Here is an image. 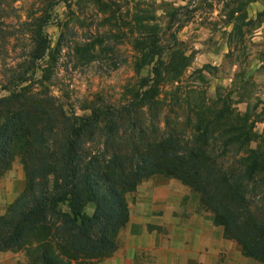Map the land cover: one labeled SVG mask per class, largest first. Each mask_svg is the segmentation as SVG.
Listing matches in <instances>:
<instances>
[{"label": "trees", "instance_id": "obj_1", "mask_svg": "<svg viewBox=\"0 0 264 264\" xmlns=\"http://www.w3.org/2000/svg\"><path fill=\"white\" fill-rule=\"evenodd\" d=\"M7 1L0 0V11ZM89 1L105 11L101 0ZM59 3L70 7L72 0H46L37 16L22 23L28 44L20 70L4 86L12 93L0 98V176L21 141L25 171L24 190L0 216V252L33 245L32 264L108 256L128 222L126 194L164 175L198 194L224 238L244 257L264 264V129L253 130L260 114L253 118L250 109L234 114L225 98L210 107L181 97L178 84L191 59L180 47L177 28L164 42L167 30L152 10L131 21L136 79L124 101L88 102L77 108L89 110L82 116L73 107L66 110L50 91L62 52L69 49L87 64L105 60L116 52L109 40L118 36L110 30L76 41L74 23L82 22L72 12L69 22H57L60 32L53 42L46 28L57 20L53 10ZM7 36L0 22V49ZM109 65L118 67L114 58ZM38 72L42 76L35 80ZM167 88L173 90L165 102ZM89 205L92 215L86 213Z\"/></svg>", "mask_w": 264, "mask_h": 264}, {"label": "rangeland", "instance_id": "obj_2", "mask_svg": "<svg viewBox=\"0 0 264 264\" xmlns=\"http://www.w3.org/2000/svg\"><path fill=\"white\" fill-rule=\"evenodd\" d=\"M101 1L106 6L105 11L101 13L89 0H72L70 7L59 3L53 10V16H57V20L52 19L46 28L47 34L54 42L60 32L57 22H69V19L74 17L72 12H75V17L82 22L74 23L76 41L88 42L91 37L110 30L118 36L109 40V44L114 46L113 50L116 52L105 60L97 58L87 64L79 60L69 49L62 52L55 69L56 75L50 83L52 84L50 91L59 98L66 110H69L68 106L73 107L76 109L75 113L82 116L88 115L89 110L77 108L88 102L118 104L124 101L136 79L131 69L130 58L131 21L136 13L152 10L158 17L159 24L167 30L164 42L166 43L170 32L177 28L176 37L180 47L191 59L190 67L178 84V94L181 97H190V100H201L210 107H214L219 100L225 98L231 102L234 114L243 115L250 109L253 118L260 114L259 122L253 124V130L256 134L262 133L264 0ZM45 3L46 0H8L2 5L0 22L9 39L0 49V98L8 97L12 93L11 88L4 89V86L7 85L8 78L20 70L21 58L28 44L25 40L28 32L26 26L22 27V23L27 21V18L37 16ZM72 24L73 22L69 23V27H72ZM110 58L116 60L118 66L116 69L110 67ZM145 75L146 71H142L141 76ZM41 76L42 74L38 72L35 80H39ZM170 90L173 89L167 88L162 93L161 97L165 102L170 100L168 93ZM179 116H182V113H179ZM170 117L175 119L176 115L170 113ZM22 148V141L14 146L10 167L0 176V196L2 189L7 196L5 212L25 187ZM170 183L174 186L167 188ZM176 184L178 185L175 186ZM180 190L187 192L183 198ZM125 200L128 221L131 215L134 218L141 216L138 208L149 205L158 208L152 216L145 215L147 220L152 222L156 220L180 222L186 217L183 210L187 208H193L197 215L212 221L211 214L200 205L198 194L179 180L164 175L143 181L135 193L126 194ZM168 208L173 209L169 211ZM86 213L92 215L91 205L86 208ZM121 230L117 235V246ZM33 248V245H23L14 252H0V264H32ZM113 253L104 257L78 258L72 263L103 264Z\"/></svg>", "mask_w": 264, "mask_h": 264}, {"label": "crops", "instance_id": "obj_3", "mask_svg": "<svg viewBox=\"0 0 264 264\" xmlns=\"http://www.w3.org/2000/svg\"><path fill=\"white\" fill-rule=\"evenodd\" d=\"M180 192L182 198L187 193ZM6 198L2 189L0 216ZM157 209L143 206L138 208L140 217L131 215L118 236L117 249L103 264H260L244 257L236 244L224 238L223 228L203 219L193 208L182 209L186 217L180 222L147 220L145 215L152 216Z\"/></svg>", "mask_w": 264, "mask_h": 264}]
</instances>
